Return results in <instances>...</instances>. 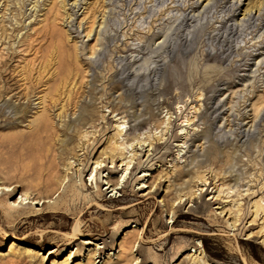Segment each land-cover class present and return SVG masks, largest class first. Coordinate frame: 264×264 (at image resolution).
<instances>
[{
  "label": "rangeland",
  "instance_id": "374dc122",
  "mask_svg": "<svg viewBox=\"0 0 264 264\" xmlns=\"http://www.w3.org/2000/svg\"><path fill=\"white\" fill-rule=\"evenodd\" d=\"M31 1L0 0V55L7 54L8 42L1 29L25 28L17 41L31 51L15 55L9 70L43 61L49 82L37 92L77 95L66 118L49 114V137L34 141L31 123L44 119L39 101L0 98V106L6 99L27 109L21 120L0 112V264H264V120L255 123V142L243 148L229 136L234 125L249 129L250 105H264L260 80L243 84L242 95L241 68L233 67L234 75L222 81L238 84L240 95L223 91L218 99L224 118L206 130L205 96L184 87L194 72L171 67L174 79L158 99L163 106L150 108L145 125L131 132L128 105L118 103L122 92L111 83L118 56L134 57L143 44L152 46L156 38H148L147 28L163 30L167 13L175 16L182 0H83L73 11L74 0H39L34 12ZM61 1L68 4L64 9ZM261 3L243 0L239 17L246 9L256 14ZM217 16L209 15L207 28ZM79 23V34L68 31L67 25L77 29ZM96 40L97 56L89 61ZM200 40L199 48L208 46ZM76 47L85 48L78 58ZM233 58L223 66L229 69ZM84 103L91 106L83 113L87 120L70 125ZM229 115L234 122L228 126ZM220 131L229 145L190 164L194 154L209 151ZM96 194L101 198L86 202Z\"/></svg>",
  "mask_w": 264,
  "mask_h": 264
},
{
  "label": "bare ground",
  "instance_id": "6f19581e",
  "mask_svg": "<svg viewBox=\"0 0 264 264\" xmlns=\"http://www.w3.org/2000/svg\"><path fill=\"white\" fill-rule=\"evenodd\" d=\"M81 1L83 0H74L70 5V10H75ZM30 4L32 9H34L33 12L39 8V0H33ZM182 4L183 7L176 10L178 13L175 16H170V13H167L166 17H170L168 25L163 30H160L159 33L153 34V28H147V35L152 33V36L148 38H156L152 46L149 43L143 44L139 49L140 52L135 53L134 57L118 56L120 68L115 71L111 83H115L118 90L122 92L118 103L123 104L125 102L128 105L127 110L126 105H124V108L130 124H132L129 128L131 132L137 131L145 125L150 108L160 109L163 106L158 99L169 90L166 85L167 81L174 79L172 70H170L171 67L177 69L178 67L186 66L188 70L194 72V75L186 80L184 87L187 89V93H193L196 90V95L205 96L202 118L204 119L206 130L217 128V124L224 118L225 112H223V109L225 105L221 104L218 99L223 91L229 92L230 96L243 95L247 92V89H244L246 85L243 84H247L253 79H259L264 86V22L262 20L264 3H261L255 10L256 14L253 15L251 9H246L241 14V18L239 16L243 0H182ZM60 5L64 9L68 4L61 1ZM52 12L53 10L50 8L46 13V17L52 16ZM213 13L218 14L217 20L211 28H207L210 19H212V17L209 18V15ZM208 19L209 21H207ZM45 21L47 22L48 19ZM102 24L99 26H102ZM215 25L216 27H214ZM67 27L68 31H74V34H79L81 23L78 24L77 29H74L73 24L67 25ZM24 29L22 28L21 31ZM207 29L210 30L208 33H206ZM92 30L93 28L88 29L86 37L90 36ZM248 30H251V32L247 35ZM21 31L15 29V24H10L8 30L1 29L2 36H4V39L8 38V42L7 48L5 47L7 54L2 52L0 55V71L3 70L4 73L8 72V74L4 76L0 74V98L10 96L11 99L15 98L16 101H29L30 98L35 97L39 101L38 104L42 106L40 109L42 111L41 115L44 119L31 123L33 131L30 138L34 141L42 137H49L51 124L49 114L59 111L56 118L59 120L66 118V108L73 102L77 94L74 91H67L58 95L55 93L46 97L41 96L42 92H37V89L49 82L47 81L48 78H46L48 73L44 76L47 66L44 65L43 61L36 64L33 63L30 68L27 66L26 68H20L21 70H9L12 67L11 64L15 59V55L26 54L31 51L29 46L25 47L21 39L17 41L18 34ZM252 35H254V38L245 43V39ZM200 38H204L208 42V46L199 48ZM254 39L257 42L246 48ZM108 40L113 42L115 39L109 37ZM238 42L239 44L237 45ZM241 43L244 44L243 47L239 46ZM96 47H98V40L95 42V48L90 50L89 61L96 55ZM84 49L83 47L76 49L77 58L79 55L78 51L81 53L85 51ZM197 49L201 50L197 51ZM9 50L11 51L10 55H8ZM250 50H253L256 54L243 53ZM198 53L200 54L199 57H197ZM233 56L229 69L224 67L223 65L229 62ZM235 58H239V60L234 61ZM98 62L99 59L91 62L93 69ZM137 65L138 69L136 70L135 66ZM233 67L241 68V71H238V73H241V76H238L240 77L238 78L239 83L242 86L240 94L237 93L238 84L229 81L223 83L222 81L234 75V72L231 71ZM255 74L258 75L255 76ZM14 80H16L15 83L11 84ZM247 87L251 88L248 95L252 98L255 90L252 85ZM261 94V98L264 99V88ZM137 100H142V104L137 105ZM114 102L112 101V103ZM1 104L0 112L3 116L12 115L15 120H21L27 113L26 107L21 105L14 106L8 103L6 99H2ZM90 107V105L84 103L81 107L82 112L78 115L75 122L72 124L70 122V125H76V123L87 120L83 113ZM249 112H251L252 118L254 117L249 129L245 128L247 125H244V127L237 124L234 125V130L229 132L230 138L233 137L232 141L236 145H240L241 148L247 146L246 143L248 141L252 140L255 142L258 133L254 127L257 121L261 123L264 120V105H250ZM229 118H232V115L227 117L228 126L234 122V120H229ZM219 134L220 136L217 137L216 143H211L209 151L202 150L201 156L198 153L194 154L190 164L195 159H200L199 162H203L202 159L205 158L206 160L204 159V161H207L212 153H218L221 148L229 145L230 138H227V134L222 131ZM189 142L190 146L193 145L191 140ZM189 152L191 153V151ZM127 165L128 163H126ZM144 176H147V174ZM112 187L113 184L110 185V188ZM95 198H101L100 194L85 200L88 203H92ZM117 210L121 209L117 208Z\"/></svg>",
  "mask_w": 264,
  "mask_h": 264
}]
</instances>
